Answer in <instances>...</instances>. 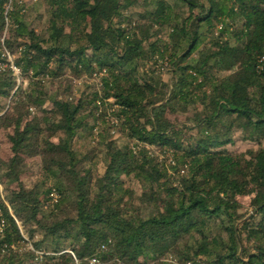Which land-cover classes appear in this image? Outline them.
I'll return each instance as SVG.
<instances>
[{"label": "trees", "instance_id": "trees-1", "mask_svg": "<svg viewBox=\"0 0 264 264\" xmlns=\"http://www.w3.org/2000/svg\"><path fill=\"white\" fill-rule=\"evenodd\" d=\"M35 5L0 0V264H264V0Z\"/></svg>", "mask_w": 264, "mask_h": 264}, {"label": "rangeland", "instance_id": "rangeland-1", "mask_svg": "<svg viewBox=\"0 0 264 264\" xmlns=\"http://www.w3.org/2000/svg\"><path fill=\"white\" fill-rule=\"evenodd\" d=\"M20 2H22L23 4H25V7H26V15H27V21L28 23L30 24V26L32 28H34L36 31H41L44 27L43 25V20L39 19V16H41L43 14V10L42 8L40 7H37L35 5V7H33L34 3L36 0H18ZM6 31V29H5ZM45 37V36H44ZM4 39H5V32H3V35L1 37V43L2 45H4ZM3 52H4V57L6 59V63H4L3 65L0 66V70L1 71H4V69H8L12 75L14 76L15 78V82H16V88L21 86L22 89H25L26 88V85L28 83V81L26 79H22V75L20 73V70L18 69V67H16L14 64H15V61L17 59V57L19 56V53L20 51H16V52H10L8 49H4L3 47ZM5 50V51H4ZM7 54L11 57V62L14 63L13 65L16 67V69L18 70V73H14L12 70H11V65L9 66L8 64H10V61L7 59ZM167 63V64H166ZM154 70H156V72L158 74H161V77L162 79L164 80H168L169 79V73L167 72V70L169 69V65H168V61H166L163 65H161V62L159 61L157 66L154 65L153 67ZM69 77H72L70 75H68ZM72 79V86H73V89H74V94L76 95V97L79 95L77 94L78 92V88L82 90V86L83 85H91V84H95V87L97 88V90H99L100 92V87H101V83H100V79L96 76H94L93 74V77L90 78L89 76H81L80 78H71ZM55 86V85H54ZM108 103H112L113 100L112 99H109V100H106ZM9 108V105L6 106V108L4 109V111L2 113H0V116L5 114L7 112ZM107 110H108V107H106ZM32 110H30L29 113H31V115L33 114V111L31 112ZM108 118V117H107ZM106 118V119H107ZM114 121V119H113ZM113 121L111 120V123H113ZM110 123V124H111ZM115 123V122H114ZM112 134L114 136H118V134L116 133V130H112ZM4 140V133L3 132H0V153L3 157H6L7 155V148H6V145L4 144L3 142ZM125 140H128L127 138H125ZM87 142L90 143V145H94L95 142H97V129H94L93 130V135L91 137H88L86 139ZM135 144H132L131 143V147H133ZM234 149L237 148L239 150H244L247 148V145L246 143L244 144H235V146L233 147ZM149 149V148H148ZM155 156L158 158V161L160 163H164L165 165H173V162H172V159H171V156L169 155V153L167 155H164L163 152H161L160 150H155L153 147L150 148ZM95 162L97 163V168L100 170V171H103V168H104V165L103 163L101 162H97V160H95ZM169 172L171 173V171L169 170ZM124 181H125V184L127 185V183L129 184L128 182V178L127 177H123ZM53 197H56V195H54ZM0 198L3 199V195H2V186L0 185ZM55 198V200H56ZM155 201L156 203L159 202V200L157 198H155ZM4 202H5V199H4ZM242 209L243 211H248L250 212L249 208H248V199L247 198H243L242 199ZM251 213H248L246 215V217L244 219H246ZM243 219V220H244ZM240 221L238 223V225H241L244 221ZM23 234V237L25 238V240L27 241V238H26V235L21 232ZM25 249L27 250H33L32 246L30 244H27V246L25 247ZM36 254L38 255H41L42 253L41 252H36Z\"/></svg>", "mask_w": 264, "mask_h": 264}, {"label": "built area", "instance_id": "built-area-1", "mask_svg": "<svg viewBox=\"0 0 264 264\" xmlns=\"http://www.w3.org/2000/svg\"><path fill=\"white\" fill-rule=\"evenodd\" d=\"M7 59L9 60V59H11V57L7 54ZM10 61V64H9V66L11 65V70L14 72V73H18V70L16 69V67L13 65L14 63H12L11 62V60H9ZM54 198H56V197H54ZM3 226V222L1 221L0 222V229H1V227ZM1 231V230H0ZM92 263H95L96 261L95 260H92L91 261Z\"/></svg>", "mask_w": 264, "mask_h": 264}, {"label": "water", "instance_id": "water-1", "mask_svg": "<svg viewBox=\"0 0 264 264\" xmlns=\"http://www.w3.org/2000/svg\"><path fill=\"white\" fill-rule=\"evenodd\" d=\"M252 214H253V213H251L250 215H252ZM250 215H249V216H250ZM249 216H248V217H249ZM248 217H247V218H248Z\"/></svg>", "mask_w": 264, "mask_h": 264}]
</instances>
